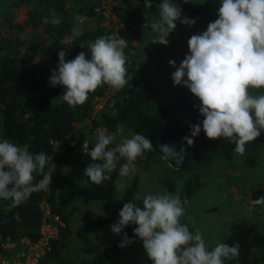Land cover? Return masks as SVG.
Wrapping results in <instances>:
<instances>
[{"label": "trees", "instance_id": "trees-1", "mask_svg": "<svg viewBox=\"0 0 264 264\" xmlns=\"http://www.w3.org/2000/svg\"><path fill=\"white\" fill-rule=\"evenodd\" d=\"M65 0H0V140L8 139L20 146H26L35 154L44 151L49 157L45 166L52 172V184L47 191L33 193L20 206L9 208L10 201L0 200V257L7 255L1 246V240L9 237L19 240L26 236L35 241L40 236V224L43 209L39 203L45 198L52 211L59 213L65 226L59 230L57 237L51 242L50 249L40 258L39 264L48 260L61 261L62 251L66 247L70 235L69 216L74 210L71 205L74 200L84 202L99 200L108 211L103 216L94 217L85 222L84 233L95 232L119 218V211L125 202L134 201L138 188V175H133L120 197L115 195V181L122 164V158L117 162V169L110 173L111 179L101 184H94L83 176V169L90 164L85 156L86 133L97 127L115 131L122 126L134 133H141L153 144V151L145 152L151 160H159L163 153L161 144L175 146L184 152V162L177 166L174 160H165L173 171L187 172L188 176L178 186L173 175L167 173L160 177L162 186L175 193L179 189L181 200H187L203 184V177L213 158L217 155L224 162H230L235 155V145L228 140L209 139L203 132L193 137L194 144L188 146L181 143L185 136H190L189 124L201 122L195 105L200 102L189 90L181 89L179 105L189 118L185 123L177 113L166 105L154 106L151 100V89L145 81L136 77L137 51L135 41L143 38L145 16L156 14V7L161 0H152L153 7L146 8L144 0H116L112 9L121 24L122 37L127 39L129 47L125 54L128 57V84L121 90H115L102 106L95 108L98 98L103 96L108 85L98 87L89 94L83 105L69 107L63 100L65 89L49 84L52 70L57 69L62 50L67 51L66 59H74L84 51L88 58V49L81 48L80 43L94 41L101 36H110L102 23L103 14L95 8V0H73L72 9L66 7ZM208 9L189 0H171L187 14L202 20L218 18V7ZM18 8L26 9L25 24L29 27L26 36L18 32L19 26L13 21ZM77 12L95 18L93 28L83 29L82 35L72 45L62 41L71 36L74 17ZM53 17L60 23L53 25ZM47 18L49 23H44ZM9 29V30H5ZM110 87V86H109ZM88 121V124H79ZM264 146V132L257 140L248 143L246 147L248 165L257 163L259 151ZM163 160V159H161ZM33 183L42 179V175L34 173ZM140 206V205H138ZM141 207V206H140ZM142 208V207H141ZM182 223L193 227L184 218ZM134 225L127 226L124 231L132 239ZM123 240V233L116 236L105 246L90 245L87 247L89 257L86 264H108L110 258L119 250L118 245ZM209 249L213 245L206 242ZM225 264H243L233 258Z\"/></svg>", "mask_w": 264, "mask_h": 264}, {"label": "clouds", "instance_id": "clouds-1", "mask_svg": "<svg viewBox=\"0 0 264 264\" xmlns=\"http://www.w3.org/2000/svg\"><path fill=\"white\" fill-rule=\"evenodd\" d=\"M144 4L146 8L153 7L152 0H144ZM156 7L159 18L149 20L145 16L146 23L142 25L155 33L154 44L168 46L177 21L191 27L199 19L184 16L182 8L171 0H161ZM50 22L58 25L61 21L53 17ZM44 23L49 20L45 18ZM81 35V29L74 27L62 43L72 45ZM80 47L88 49L90 58L81 51L69 60L68 52L62 50L57 69L49 77L52 87H64L61 96L72 108L83 105L98 87L106 84L121 90L128 84V57L124 51L129 47L127 39L101 36L86 44L81 42ZM188 49L178 66L175 60L168 61L175 68L171 78L174 86L186 87L198 98L200 103L195 107L203 119L189 124L190 136L181 143L192 146L193 137L203 130L209 139L228 140L235 145L234 152L243 155L245 146L264 132V0H219L218 18L209 22L205 31L189 38ZM85 147L93 163L83 169V176L94 184L110 180L121 158L126 163L120 165L118 175H130L134 162L153 151L152 142L141 133L116 142L115 134L102 129L96 130L94 148L89 151V146ZM160 149L161 159L174 160L177 166L184 162L186 149L177 151L169 144H161ZM48 159L42 150L33 154L26 146L0 140V200L10 201L8 207L15 208L33 193L47 191L52 184V174L44 172ZM37 172L42 179L33 183ZM114 183L117 191L125 189L122 180ZM137 201L142 202V208ZM187 203L181 200L179 189L175 193L138 195L134 201L125 202L118 221L111 225L114 234L123 233L118 246L125 248L134 243L124 231L134 225L133 234L142 241L152 264H225L238 257V243L229 246L218 242L209 249L199 229L190 231L188 224L181 222ZM252 204L264 205V195L252 200Z\"/></svg>", "mask_w": 264, "mask_h": 264}, {"label": "rangeland", "instance_id": "rangeland-1", "mask_svg": "<svg viewBox=\"0 0 264 264\" xmlns=\"http://www.w3.org/2000/svg\"><path fill=\"white\" fill-rule=\"evenodd\" d=\"M189 1L208 9H215L218 5L215 0ZM64 2L66 7L72 9L73 0H65ZM95 2V8L103 14L102 23L109 31L110 36L119 39L122 36L121 24L112 9L113 4L117 1L95 0ZM182 14L195 19L184 10H182ZM25 16L26 9L18 8L15 11L13 21L19 26L18 32L26 36L29 27L24 22ZM73 17V28L79 27L83 30L95 26L94 17H88L77 12H73ZM158 18L157 10L156 14L148 19ZM215 19H198L196 24L191 27L177 21V28L168 37L170 42L168 46L152 43L155 33H152L150 29L143 28V38L133 44L138 55L135 64L136 77L140 82L145 81L150 86L152 104L154 106H169L185 123H189V118L179 105V93L181 89L187 88L174 86L171 77L175 68L171 67L168 61L175 60L178 66L189 52V38L205 31L208 23ZM5 30L9 29L5 28ZM113 92L114 89L108 86L105 94L98 97L99 103L97 101L95 105H102ZM254 94H256L255 91ZM79 124L85 125L88 124V121ZM97 129L115 134L116 142L135 134L131 129L122 126L115 131L97 127L86 133L84 145L89 146V151L94 148ZM111 147L114 145L109 146V148ZM86 151L87 148L85 147V156L90 163H93ZM246 158L247 151L243 155L235 153L232 160L227 163L216 155L203 177L202 186L187 199L188 203L184 205L186 214L183 218L190 223L194 231L199 229L203 233L205 242L213 246L218 242H225L229 246L238 243L240 247L239 256L236 257L237 261L243 264H264V205L252 204V200L264 195V146L259 151L255 165H248ZM99 162L96 161V163ZM124 163H126V159L122 158V164ZM46 173L53 175L49 167L46 168ZM167 173L173 175L178 186L188 176L187 172L171 170L165 160L153 161L149 156H143L131 166L130 175L126 177L117 175L116 180H122L126 188L132 176L138 175L136 196L142 197L145 194L166 192L167 190L162 186L159 179ZM123 191H117L115 187L116 197H120ZM136 203L143 207L142 202L137 201ZM71 205L74 210L69 216L70 235L66 247L62 251L61 261L64 264H86L85 261L89 257L88 246H105L118 236L112 232L111 225L116 223L119 218L95 232L84 233L82 227L87 220L103 216L108 210L102 206L99 200L84 202L76 199ZM132 239L134 243L119 250L110 258L108 264H152L146 255L142 241L138 237ZM46 264L58 263L56 260H48Z\"/></svg>", "mask_w": 264, "mask_h": 264}, {"label": "built area", "instance_id": "built-area-1", "mask_svg": "<svg viewBox=\"0 0 264 264\" xmlns=\"http://www.w3.org/2000/svg\"><path fill=\"white\" fill-rule=\"evenodd\" d=\"M101 106L95 105V108ZM39 205L43 209V218L39 227L40 236L35 241H30L26 236L20 237L19 240L9 237L2 239L1 246L7 255L0 257V264H39L40 258L50 249L51 242L65 226V222L59 213L52 211L45 198Z\"/></svg>", "mask_w": 264, "mask_h": 264}]
</instances>
